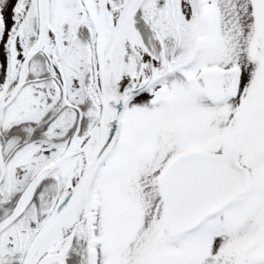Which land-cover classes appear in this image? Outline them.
Returning a JSON list of instances; mask_svg holds the SVG:
<instances>
[{"label":"snow or ice","instance_id":"obj_1","mask_svg":"<svg viewBox=\"0 0 264 264\" xmlns=\"http://www.w3.org/2000/svg\"><path fill=\"white\" fill-rule=\"evenodd\" d=\"M0 264H264V0H0Z\"/></svg>","mask_w":264,"mask_h":264}]
</instances>
